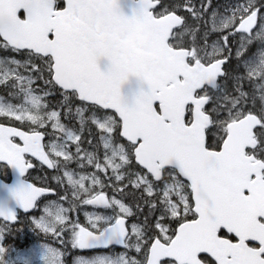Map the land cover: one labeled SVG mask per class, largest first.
Listing matches in <instances>:
<instances>
[{
	"label": "snow or ice",
	"instance_id": "1",
	"mask_svg": "<svg viewBox=\"0 0 264 264\" xmlns=\"http://www.w3.org/2000/svg\"><path fill=\"white\" fill-rule=\"evenodd\" d=\"M223 7L0 0V264H264V0Z\"/></svg>",
	"mask_w": 264,
	"mask_h": 264
},
{
	"label": "flooded vegetation",
	"instance_id": "2",
	"mask_svg": "<svg viewBox=\"0 0 264 264\" xmlns=\"http://www.w3.org/2000/svg\"><path fill=\"white\" fill-rule=\"evenodd\" d=\"M235 2L236 0H213V4L220 7L221 11L224 10L223 6ZM13 175H14L13 171H11L9 168L0 169L1 179L8 184L12 182ZM52 175L54 174L51 173L49 170L41 169L39 166L35 167L33 170L30 171V178L32 182H35L38 186L44 183L55 186L52 180ZM80 219L82 222L84 221V217L82 213ZM21 220L23 221V223L20 226L25 228L24 232L19 235L14 234L12 237H9L7 240L8 245L15 246L17 248H22V247L35 248L38 245H45V241L41 235H39L36 231L27 229V219L26 217L23 216V213H21ZM13 255H15V253H13Z\"/></svg>",
	"mask_w": 264,
	"mask_h": 264
},
{
	"label": "rangeland",
	"instance_id": "3",
	"mask_svg": "<svg viewBox=\"0 0 264 264\" xmlns=\"http://www.w3.org/2000/svg\"><path fill=\"white\" fill-rule=\"evenodd\" d=\"M29 111H32L33 113H35V109H33L31 107V105H28ZM45 247V245H38L37 247H35L38 251L42 250ZM33 264H45L44 260L41 257H38Z\"/></svg>",
	"mask_w": 264,
	"mask_h": 264
},
{
	"label": "water",
	"instance_id": "4",
	"mask_svg": "<svg viewBox=\"0 0 264 264\" xmlns=\"http://www.w3.org/2000/svg\"><path fill=\"white\" fill-rule=\"evenodd\" d=\"M125 12H126V14H130V13H127V9H125ZM101 67H102V69H104V70H106V64L104 63V62H102L101 63ZM15 173H17L16 171H15ZM19 180H21V177L20 176H16L15 178H14V183H16L17 181H19ZM0 183H2L1 181H0ZM13 183V184H14ZM2 184H4V183H2Z\"/></svg>",
	"mask_w": 264,
	"mask_h": 264
}]
</instances>
